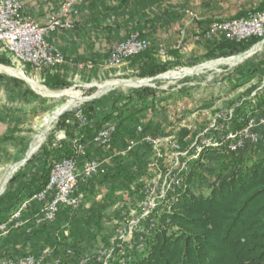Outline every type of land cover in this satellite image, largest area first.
Returning a JSON list of instances; mask_svg holds the SVG:
<instances>
[{
    "label": "trees",
    "instance_id": "16d2710c",
    "mask_svg": "<svg viewBox=\"0 0 264 264\" xmlns=\"http://www.w3.org/2000/svg\"><path fill=\"white\" fill-rule=\"evenodd\" d=\"M139 35L144 38L143 34ZM251 44L215 41L209 54L214 58L232 56L246 51ZM0 64H9V61L0 57ZM131 66L142 78L154 77L165 71L154 63L149 51L131 59ZM221 81L227 82L230 92L244 87L247 89L234 103L231 117L225 115L218 120L216 131H208V137L241 130L249 118L264 116V50L262 56L245 61ZM188 82L187 79L183 83ZM260 82H263L261 88L258 87ZM190 89L184 87L171 92L141 87L109 92L83 105L80 111L84 123L79 127L76 120H73L74 126L66 125L68 118H73L74 114H63L56 128H70L66 138L56 148H41L11 178L0 195V224L6 222L20 203L45 188L54 163L73 159L80 166L84 161L93 159L91 157L101 149L94 144V137L107 124L115 126L113 147L116 143H123L125 137L132 134L135 137L142 123L145 124L143 135H157L150 130L153 124H156V131L160 125L173 127L174 122L167 109L179 97L188 96ZM1 94L5 95L6 102L0 108V114L7 119L15 114H26L23 113L25 107L30 108L28 112L32 116L52 111L55 107L33 93L23 82L2 75ZM77 144L84 149L82 155L74 151ZM249 147L237 152H229L225 147L208 149L192 162L176 189L174 200L167 209L160 208L157 225L146 250L140 255L135 254L129 264H264V155L252 161L245 159L243 152ZM149 152V147L137 146L125 157L114 158L105 174L80 183L79 190L84 193L90 185L112 192L117 189L127 191L139 173L144 172L143 158ZM206 161L214 167V176L201 181L206 184L207 194H196L190 186L198 179V170L207 164ZM81 208L69 211L60 207L53 222L11 230L7 236L0 238V262L26 255L35 256L47 248L55 250L63 244L59 238L65 232L77 238L76 243L80 245L75 247L84 248L91 239L93 229L87 217L94 213L95 207L83 213ZM36 212L31 208L28 215L23 214V218ZM80 252L82 249H77V253Z\"/></svg>",
    "mask_w": 264,
    "mask_h": 264
},
{
    "label": "rangeland",
    "instance_id": "374dc122",
    "mask_svg": "<svg viewBox=\"0 0 264 264\" xmlns=\"http://www.w3.org/2000/svg\"><path fill=\"white\" fill-rule=\"evenodd\" d=\"M198 3L199 2H197V5L195 4L182 12L183 15L186 11H191L194 14L190 24L185 28V36H183V38H181L182 36H179L177 31V28L181 27V18L178 24L174 25L172 34H168L166 38H147L146 40L149 45L145 50L118 64H110L108 62L110 49L113 44L102 49H90L91 52H87V49L89 48L81 47V52H85V55L83 56L84 58L73 59L74 62H71V59L66 58L64 53L56 48L65 57L66 63L52 68L43 69L38 72L31 69L29 65L19 64L13 59L10 52L0 44V57L5 61H9V64H0V67L11 69L18 75H22V77L18 75H10L3 71H0V75L23 82L33 93L48 100L51 105L55 106L52 111L34 116L30 115L28 112L30 109L29 107H25L23 110V113L26 114H15L13 118L7 119L0 114V185L5 176L10 172V169L24 159L36 136L42 134L44 137L39 145L40 148L34 155H36L43 147L47 150L58 147L59 143L66 138V133L70 130V128H56L57 122L62 115L57 119L52 120L53 115L56 113L58 114L59 110L65 107V104L70 99L66 97L55 99L43 95L42 92H39L29 83V81L39 85V87L47 93L59 94L72 90L73 92L78 93L81 99H92L97 97L93 100L100 99L107 93L115 90L127 91L130 89L149 87L174 92L184 87L191 88L188 92V96L179 97L174 102H171L167 109V111L169 110L171 121L174 122L173 127L160 125L156 131V124H153L150 130L151 132L155 131L157 135H143L142 127H144L145 124L142 123L140 126L141 132H138V130L136 131V136H138L137 139H135L136 136L133 137L134 134H132L131 136L125 137L123 143L115 144L113 147V154L120 151L124 145L126 147L128 142L131 141L135 143L134 148L137 146L149 147V154L143 158L144 172L139 173L127 191L125 189H117L115 192H112L104 187L95 186L92 188L90 185H87L88 188L84 190V193L82 192L84 194V203L81 206L82 208H80L83 213L85 211H90L92 207H95L94 213H91L89 217H87V220L93 225V229H91L90 232L91 239L84 248L81 246L75 247L78 243H76L77 238L71 236L70 233L65 232L63 237L59 238L61 242H63L62 245L58 246L55 250L47 248L49 250V257L44 264L111 263V260L108 261V259H103H105L109 253H111V257L112 255L113 257L118 255L119 249H122V242L119 238L122 235L127 237L126 235L129 234L127 230L132 228L131 223L135 221L142 212V201L146 199V196H149L150 198L152 197L150 191L151 188L156 186V192H158V188H161L167 174L171 170L173 159L177 155L183 153V151L185 152L188 150L191 143L196 140L197 136L209 129L212 125H216V122L225 115L229 116V113L232 112L234 103L247 89V87H244L230 92L227 82L222 83L221 80L228 72L242 65L245 61L257 55H263L264 36L249 37L239 41H230L222 35H217L210 39H202L200 42H195L192 38L195 33L205 31L211 25L248 20L257 14L264 13V0H208L207 3L203 5ZM132 34L139 33H129L128 36ZM215 41H227L235 44L251 42L252 44L249 49L242 53L214 58L209 54V51L212 46H214ZM260 43H263V45L256 54L233 66H219L214 70H204L201 73L188 75L175 80L159 78L163 76L165 77V75L171 72L190 70L207 63H214V61L239 56ZM145 51H149L152 54V58L156 65L165 68L164 72L150 78H142L138 76V72L131 66V59L143 54ZM154 78L159 79L154 82L143 84V86L137 88L128 86L137 83H144ZM187 79L190 82L183 83ZM109 83H122L123 85L111 87L103 94H99L100 91L98 90V86H103ZM260 84L261 85L258 87H261L263 82H260ZM5 102L6 97L4 94H1L0 108ZM85 103L87 102L77 103L73 106L75 108L74 111L69 109L65 112L74 114L73 118H68L66 125H69L70 127L74 126L73 120L78 121V127L79 125H83L84 120L80 110ZM208 105H211L210 108H206ZM79 112L80 115L78 114ZM48 121L49 125L47 126ZM45 129L47 130L43 135ZM210 130L211 129H209V131ZM184 132H186V134H184ZM256 133L258 134V142L256 144L247 145L250 147L243 152L244 158L251 161L264 155V130L256 129ZM145 137H149L152 140L150 145L142 141ZM245 148L246 146L240 150ZM74 151L76 152L75 147ZM83 151L84 149L82 148V153ZM109 155H111V153L99 149L91 158L103 161L106 160ZM112 162L113 160L111 163L105 165L106 170L111 168ZM206 163L207 164H205L204 167L198 170L199 177L195 180L194 184L190 186L196 194L202 193L203 195H206V184H202L201 181L212 179L214 176V167L209 164V161H206ZM24 166L25 165L15 171L12 174V177L22 170ZM97 176L98 175H95L91 179ZM40 206V203L33 202L24 214L26 215L31 208L33 210H38ZM32 216L33 214L29 215V217ZM8 234L3 235L0 238H3ZM140 236V233L134 232L129 240L131 243L130 245H132L133 248L130 251H125L129 258L126 264L132 262L135 254L140 255L143 253L152 239L151 235L144 250H139L135 248L134 242H136ZM129 242H125V249H127V244ZM77 249H82V252L78 254ZM104 253L105 256H103ZM101 258H103V261H101ZM121 258L122 257H117L116 259L119 261Z\"/></svg>",
    "mask_w": 264,
    "mask_h": 264
},
{
    "label": "built area",
    "instance_id": "2783aa9c",
    "mask_svg": "<svg viewBox=\"0 0 264 264\" xmlns=\"http://www.w3.org/2000/svg\"><path fill=\"white\" fill-rule=\"evenodd\" d=\"M83 4L84 0H63L52 17L44 25H39L24 18L21 0H0V44L10 52L15 61L19 64L29 65L35 71L39 72L43 69L62 65L66 63V59L49 42V37L58 31L74 29ZM193 16L191 11H186L181 17V27L177 28L181 38L185 36V28L190 24ZM217 35H222L230 41H239L249 37H263L264 13L257 14L248 20L211 25L207 30L195 33L192 39L195 42H200L202 39H210ZM148 45L149 43L145 38L139 34H132L125 40L111 46L108 62L118 64L141 53ZM78 114L80 115V112ZM229 117H231V113H229ZM209 129L216 131L215 125ZM209 129L197 136L188 150L183 151L173 159L171 170L161 188H158V192H156V186L151 188L152 197L146 196V199L142 201V212L131 223L132 228L127 230L129 234L126 235L127 237L122 235L119 238L122 242V249H119L116 257L113 255L111 257V253H109L105 259L101 258V261L111 260V263L106 262L104 264H126L129 258L125 251H130L133 248L129 240L134 232L141 234L139 239L134 242L135 248L144 250L157 225L160 208L165 207L167 209L174 200L176 189L180 187L190 164L198 160L201 154L208 149L225 147L229 152H236L249 144H256L258 142L256 129L264 130V116L249 118L243 129L228 131L223 135H217V137H208ZM137 130L141 132L140 127ZM114 132L115 126L107 124L94 137V144L111 153L106 160H86L80 166L73 159H64L54 163L45 188L20 203L6 222L0 224V237L8 234L11 230L28 225L39 226L46 222H53L60 207L69 211L79 209L84 203V194L79 190V184L86 182L95 175L105 174V165L111 163L115 157H125L135 146L133 141L128 142L126 147L113 154L112 137ZM142 141L149 145L152 143L149 137H145ZM75 149L77 155L83 154L81 145H75ZM33 202L40 203L41 206L32 217L24 219V212ZM125 242H129L127 249H125ZM48 257L49 250L44 249L38 255H26L15 260H2L0 264H44ZM117 257L122 258L118 261Z\"/></svg>",
    "mask_w": 264,
    "mask_h": 264
},
{
    "label": "crops",
    "instance_id": "0c3cea01",
    "mask_svg": "<svg viewBox=\"0 0 264 264\" xmlns=\"http://www.w3.org/2000/svg\"><path fill=\"white\" fill-rule=\"evenodd\" d=\"M62 1L21 0L23 16L39 25H44ZM207 1L84 0L76 27L69 32L52 33L49 42L74 62L73 59L84 58L85 52H81V47L89 48L87 52H91L90 49H102L123 41L129 33L143 34L145 39L166 38L168 34H172L174 25L178 24L185 9L197 5V2L203 5ZM254 94L255 92L252 96Z\"/></svg>",
    "mask_w": 264,
    "mask_h": 264
},
{
    "label": "bare ground",
    "instance_id": "6f19581e",
    "mask_svg": "<svg viewBox=\"0 0 264 264\" xmlns=\"http://www.w3.org/2000/svg\"><path fill=\"white\" fill-rule=\"evenodd\" d=\"M258 48H259V45H256L254 50H256ZM239 62H240V57H233V58H229V59H221V60H218V61H214V63H207L205 65H202V66L194 68V69L181 70V71H178V72H171V73H168L167 75H165V77L163 76V78L164 79L167 78V79H170V80H175V79L183 78V77L188 76V75H193L195 73L196 74L201 73L204 70H214V69H216L219 66H233V65H235L236 63H239ZM0 71H3V72L8 73L10 75H18L15 71H13L11 69H8V68L0 67ZM18 76L22 77V75H18ZM29 83L32 86H34L39 92H42L43 95H46L48 97L55 98V99H60L62 97L69 98L70 100L65 104V107H63L64 109H68V110L72 109L70 107H73L75 104L82 102V99L79 97L78 93L73 92L72 90H68V91H65V92H62V93H59V94H52V93L44 92L43 89L41 87H39V85H36V83H34L32 81H29ZM112 86H114L113 83H109V84H106V85H103V86H98V90L100 91L99 94L105 92L106 90H108ZM56 115H57V113L53 115L52 120L55 119L54 117ZM49 121H50V119H49ZM49 121L47 122V126L49 125ZM46 130L47 129H45L43 135L45 134ZM43 137L44 136H42V134L35 137V139L33 140L32 144H31V146L29 148V151H28V154H27L28 156L34 154L38 150L39 145L41 144V142L43 140ZM16 170H17L16 168H11L10 169V172L5 176V178L3 179V181H2V183L0 185V191L7 184V180L9 179V176L11 174H13Z\"/></svg>",
    "mask_w": 264,
    "mask_h": 264
},
{
    "label": "water",
    "instance_id": "95a60500",
    "mask_svg": "<svg viewBox=\"0 0 264 264\" xmlns=\"http://www.w3.org/2000/svg\"><path fill=\"white\" fill-rule=\"evenodd\" d=\"M259 45V48L258 49H256V50H254V48H255V46L254 47H252L250 50H248L247 52H245V53H243V54H241V55H239V56H236V57H240V62H242V61H244V60H246V59H248L249 57H251L252 55H254V54H256L259 50H260V48L262 47V45H263V43H260V44H258ZM196 74V73H195ZM194 75V74H193ZM159 78H163V77H159ZM159 78H154V79H152V80H148L147 82H144V83H137V84H134V85H128V86H130V87H133V88H137V87H140V86H143V84H147L148 82H154L155 80H158ZM120 85H123L122 83H118V84H114V86H112V87H118V86H120ZM104 93V92H103ZM102 93V94H103ZM97 97H95V98H92V99H82V102H88V101H91V100H93V99H96ZM68 109H64V108H61L60 110H59V113L54 117L55 119H57L58 117H60L61 115H63L66 111H67ZM75 110V108H72L71 109V111H74ZM40 148V147H39ZM38 148V149H39ZM29 151V150H28ZM28 151H27V153H26V155H25V157H24V159L21 161V162H19V163H17V164H15L12 168H16L17 170L20 168V167H22L23 165H25L30 159H31V157L35 154H32V155H27L28 154ZM16 170V171H17ZM11 177H12V174L9 176V179L7 180V182L11 179ZM6 186V185H5ZM5 186H4V188L0 191V195H2L3 194V192H4V190H5Z\"/></svg>",
    "mask_w": 264,
    "mask_h": 264
}]
</instances>
